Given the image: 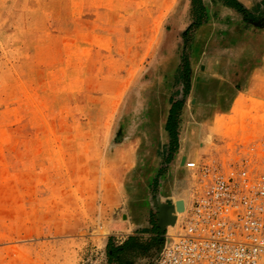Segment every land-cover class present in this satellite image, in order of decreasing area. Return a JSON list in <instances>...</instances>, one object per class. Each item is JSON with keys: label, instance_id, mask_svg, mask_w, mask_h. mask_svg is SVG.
I'll return each instance as SVG.
<instances>
[{"label": "rangeland", "instance_id": "obj_1", "mask_svg": "<svg viewBox=\"0 0 264 264\" xmlns=\"http://www.w3.org/2000/svg\"><path fill=\"white\" fill-rule=\"evenodd\" d=\"M237 1L0 0V264H151L205 165L264 171V0Z\"/></svg>", "mask_w": 264, "mask_h": 264}, {"label": "built area", "instance_id": "obj_2", "mask_svg": "<svg viewBox=\"0 0 264 264\" xmlns=\"http://www.w3.org/2000/svg\"><path fill=\"white\" fill-rule=\"evenodd\" d=\"M206 185L151 264H264V171L249 159L202 168Z\"/></svg>", "mask_w": 264, "mask_h": 264}, {"label": "water", "instance_id": "obj_3", "mask_svg": "<svg viewBox=\"0 0 264 264\" xmlns=\"http://www.w3.org/2000/svg\"><path fill=\"white\" fill-rule=\"evenodd\" d=\"M182 207L181 204L178 205ZM174 210V207L169 204H163L159 208L158 219L162 225L167 223H174L175 217L171 214Z\"/></svg>", "mask_w": 264, "mask_h": 264}, {"label": "trees", "instance_id": "obj_4", "mask_svg": "<svg viewBox=\"0 0 264 264\" xmlns=\"http://www.w3.org/2000/svg\"><path fill=\"white\" fill-rule=\"evenodd\" d=\"M222 1L225 4L234 6L235 8H237L239 10H243L241 4L237 0H222ZM192 5H193L194 9L199 11V16L197 17V19L199 21L202 20V18L204 16V7H203L202 0H192Z\"/></svg>", "mask_w": 264, "mask_h": 264}, {"label": "bare ground", "instance_id": "obj_5", "mask_svg": "<svg viewBox=\"0 0 264 264\" xmlns=\"http://www.w3.org/2000/svg\"><path fill=\"white\" fill-rule=\"evenodd\" d=\"M183 148V147H182ZM185 155V154H184Z\"/></svg>", "mask_w": 264, "mask_h": 264}]
</instances>
